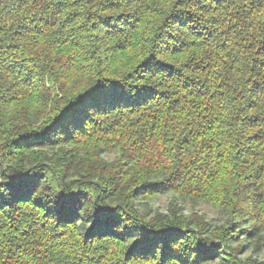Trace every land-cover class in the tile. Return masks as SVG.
I'll list each match as a JSON object with an SVG mask.
<instances>
[{
	"label": "trees",
	"instance_id": "1",
	"mask_svg": "<svg viewBox=\"0 0 264 264\" xmlns=\"http://www.w3.org/2000/svg\"><path fill=\"white\" fill-rule=\"evenodd\" d=\"M0 183V264H258L264 0H0Z\"/></svg>",
	"mask_w": 264,
	"mask_h": 264
},
{
	"label": "rangeland",
	"instance_id": "2",
	"mask_svg": "<svg viewBox=\"0 0 264 264\" xmlns=\"http://www.w3.org/2000/svg\"><path fill=\"white\" fill-rule=\"evenodd\" d=\"M116 156V153H106L103 155V158L108 162H112ZM174 200H176L177 204L181 206V209L187 217L197 215L200 218L205 219L211 227L223 226L226 223L227 218L221 210L202 201L193 203L190 200H184L174 193L155 194L147 199L138 198L136 205L140 212L150 219L155 217L157 213L168 214ZM242 238L244 241L242 248L244 251L241 252L243 258H251L253 262H257L258 264L263 263L264 232L254 237V239H247V235H242Z\"/></svg>",
	"mask_w": 264,
	"mask_h": 264
},
{
	"label": "snow or ice",
	"instance_id": "3",
	"mask_svg": "<svg viewBox=\"0 0 264 264\" xmlns=\"http://www.w3.org/2000/svg\"><path fill=\"white\" fill-rule=\"evenodd\" d=\"M24 178H16L11 177L10 180L16 181V180H23ZM5 185L3 183H0V188H3ZM3 193L0 192V196H2ZM162 256L163 259L161 261V264H170V261L174 258L179 262V264H187V259L184 256V253L181 252L179 249L173 250L172 244L168 241L165 242V248L162 249Z\"/></svg>",
	"mask_w": 264,
	"mask_h": 264
}]
</instances>
